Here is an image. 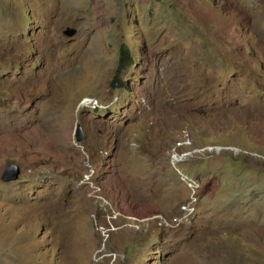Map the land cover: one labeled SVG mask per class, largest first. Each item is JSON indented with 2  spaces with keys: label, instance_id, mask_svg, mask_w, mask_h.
I'll return each instance as SVG.
<instances>
[{
  "label": "rangeland",
  "instance_id": "rangeland-1",
  "mask_svg": "<svg viewBox=\"0 0 264 264\" xmlns=\"http://www.w3.org/2000/svg\"><path fill=\"white\" fill-rule=\"evenodd\" d=\"M0 264H264V0H0Z\"/></svg>",
  "mask_w": 264,
  "mask_h": 264
},
{
  "label": "clouds",
  "instance_id": "clouds-1",
  "mask_svg": "<svg viewBox=\"0 0 264 264\" xmlns=\"http://www.w3.org/2000/svg\"><path fill=\"white\" fill-rule=\"evenodd\" d=\"M68 29V28H67ZM66 29V30H67ZM71 29H73V28H71ZM65 30V31H66ZM66 36V35H65ZM67 37V36H66ZM68 38H72V37H68ZM130 55V54H129ZM130 60H131V57H130ZM118 66V65H117ZM131 66V65H130ZM129 68V67H128ZM117 70V69H116ZM126 71V70H125ZM124 71V72H125ZM123 72V73H124ZM122 73V74H123ZM122 76V75H121ZM121 76H120V78H121ZM117 79V78H116ZM119 80H121V79H119ZM118 80V81H119ZM115 81V80H114ZM113 81V82H114ZM112 82V83H113ZM121 82L122 81H120L119 82V84L121 85ZM115 83H116V81H115ZM123 83V82H122ZM112 85V84H111ZM124 84H122L121 86H123ZM112 88V87H111ZM115 88H116V86H115ZM114 88V89H115ZM113 89V88H112ZM117 99L116 100H114V101H111L109 104H101L100 103V101L97 99V98H94V97H85L83 100H82V102L78 105V111H82V110H86V109H88V110H91L92 112H95V113H98V112H101V111H106V110H109L113 105H115L116 103H117ZM128 123L129 122H126V126H128ZM79 125V124H78ZM83 128V127H82ZM85 135V134H84ZM117 137V136H116ZM116 137H114V142H115V144H116V141H115V139H116ZM119 138V137H118ZM75 139H76V137H75ZM86 139V138H85ZM85 139L83 140V142L82 143H84V141H85ZM108 139V138H107ZM184 139H182V140H177L176 142H179V141H183ZM191 141V140H190ZM176 142H174L173 144H171L167 149H165V152H167L169 149H170V147L171 146H173ZM192 144H193V147H195V148H204V147H206V146H214V145H216V146H221V145H219V144H208V145H204V146H197V145H195L193 142H191ZM78 144H80V143H78ZM116 146H117V144H116ZM223 147V146H222ZM227 147H233V146H227ZM236 148V147H235ZM238 149V148H237ZM239 150V149H238ZM116 151H117V149H116ZM224 152V151H223ZM222 154V153H221ZM236 154V153H235ZM239 154H241V151H240V153ZM238 155V154H237ZM102 156H103V160L105 161V162H107V163H109L111 160H112V158H114V154L112 153V151L111 152H109V151H107V150H105L104 151V153L102 154ZM195 156H202V157H205V158H207V159H211V158H214V157H208V155H206V154H201V153H196V154H194V155H192V156H190L191 158H193V157H195ZM188 158L187 160H185L184 162H186V161H188V160H190L191 158ZM169 158V157H168ZM170 161V160H169ZM184 162H182V163H180L178 166H180L181 164H183ZM171 164V163H170ZM14 165V164H13ZM172 165V164H171ZM11 166V165H10ZM173 166V165H172ZM178 166H177V168H178ZM174 168V167H173ZM180 168V167H179ZM7 169V168H6ZM21 169V168H20ZM177 172H178V170H176ZM21 172H22V170H21ZM180 172H182L183 174H185V175H187L184 171H182L181 170V168H180ZM180 172H178V174H180ZM4 173V172H3ZM187 176H189V175H187ZM190 177V176H189ZM191 178V177H190ZM20 179V178H19ZM193 179V178H192ZM180 180H181V182L184 184V186H185V188H186V190L189 192L188 193V195H187V197H186V199L183 201V203L182 204H180V206H178L177 207V211H178V213L177 214H173V216L172 215H168V214H159V213H156V214H154V213H151V212H148V214H146L145 216H141V217H134V216H128L127 217V219L129 220V222H127V223H125V226L126 227H129V228H131V229H133V228H135L136 229V231L137 232H142L144 229H148V228H150V226L152 225V224H154V226L156 227V228H159V229H161L162 231H164V230H168V229H170V230H176V229H179V228H190L191 226H193L194 225V223L196 222V220H197V216H198V207H199V199H200V190H201V187H200V190H199V194H198V200H197V203H196V213H195V218L193 219V220H191V222H189V221H187V222H177L176 220L177 219H180V217L181 216H183V212L181 211V206L182 205H184L186 202H187V200L189 199V194H190V191H189V189L187 188V185L183 182V180L181 179V175H180ZM18 181V180H17ZM196 181V180H195ZM92 184H94V182H92ZM93 188V187H92ZM95 191H98V192H102L101 191V187L98 185V184H96V186H94V188H93ZM95 201L96 202H99L100 204H102V206L105 208L106 207V210L108 211V209H107V205H110L109 203H107L105 200H104V198L100 195V196H96L95 197ZM158 216H160L161 218H160V220H158ZM113 217V216H112ZM116 217V216H115ZM117 218V217H116ZM157 220H158V222H157ZM98 229H99V231H100V233H104V231L106 230V228L105 227H103L102 225H100V226H98ZM150 230V229H149ZM163 234H164V232H161V235L159 236V238H160V240L162 239V236H163ZM108 242V241H107ZM107 242H105V244H107ZM110 242H111V240L108 242V245L110 246ZM113 254H114V252H113Z\"/></svg>",
  "mask_w": 264,
  "mask_h": 264
},
{
  "label": "water",
  "instance_id": "water-1",
  "mask_svg": "<svg viewBox=\"0 0 264 264\" xmlns=\"http://www.w3.org/2000/svg\"><path fill=\"white\" fill-rule=\"evenodd\" d=\"M76 34H77L76 29L68 28L66 31H64V35H66L67 37H74ZM115 86L116 83L114 81L111 87L114 89ZM75 137L78 143L83 142V140L85 139L84 131L81 125H77ZM20 175H21L20 167L17 165H11L7 167V169L4 171L1 180L4 183H11L13 181L16 182L17 180H19Z\"/></svg>",
  "mask_w": 264,
  "mask_h": 264
},
{
  "label": "trees",
  "instance_id": "trees-1",
  "mask_svg": "<svg viewBox=\"0 0 264 264\" xmlns=\"http://www.w3.org/2000/svg\"><path fill=\"white\" fill-rule=\"evenodd\" d=\"M132 60H130L129 49L126 45H123L120 50V60L118 62L117 70H116V78L120 79L122 73L130 67ZM121 80H119L120 82ZM123 83L121 82V85Z\"/></svg>",
  "mask_w": 264,
  "mask_h": 264
},
{
  "label": "built area",
  "instance_id": "built-area-1",
  "mask_svg": "<svg viewBox=\"0 0 264 264\" xmlns=\"http://www.w3.org/2000/svg\"><path fill=\"white\" fill-rule=\"evenodd\" d=\"M190 156H192V155H184L183 156V162L185 161V160H187ZM208 157H209V155H208ZM170 160H173V159H170ZM193 195H198V193H190L189 194V199L187 200V202L184 204V205H182L181 207H185V206H188V202L189 201H193ZM177 222H183V217H182V221H177Z\"/></svg>",
  "mask_w": 264,
  "mask_h": 264
},
{
  "label": "crops",
  "instance_id": "crops-1",
  "mask_svg": "<svg viewBox=\"0 0 264 264\" xmlns=\"http://www.w3.org/2000/svg\"><path fill=\"white\" fill-rule=\"evenodd\" d=\"M130 123H128V125H129ZM134 199L135 198H137L136 196H134L133 197ZM169 209H171V207H169V208H167V210H169ZM151 213H154V211L153 212H151ZM156 213H159V214H164V213H162V210L161 209H158V210H156Z\"/></svg>",
  "mask_w": 264,
  "mask_h": 264
},
{
  "label": "bare ground",
  "instance_id": "bare-ground-1",
  "mask_svg": "<svg viewBox=\"0 0 264 264\" xmlns=\"http://www.w3.org/2000/svg\"><path fill=\"white\" fill-rule=\"evenodd\" d=\"M115 147V150H116V145L114 146ZM192 213H195L194 211H192Z\"/></svg>",
  "mask_w": 264,
  "mask_h": 264
}]
</instances>
